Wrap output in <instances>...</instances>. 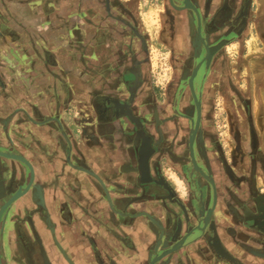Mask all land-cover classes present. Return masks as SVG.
I'll list each match as a JSON object with an SVG mask.
<instances>
[{"label":"flooded vegetation","instance_id":"obj_1","mask_svg":"<svg viewBox=\"0 0 264 264\" xmlns=\"http://www.w3.org/2000/svg\"><path fill=\"white\" fill-rule=\"evenodd\" d=\"M92 1L90 20L91 17L94 20L79 21L88 23L87 40H90L92 57L100 54L116 56L118 49H113L109 55L108 50L101 49L104 45L101 42L104 28L118 33L121 24L128 35L125 41L132 48L126 55L129 60L140 63L131 65L132 71L140 67L146 77L152 79L151 43L138 9L133 6L129 9L127 2L131 0L125 3L121 0ZM185 1L174 0L173 4L169 0L163 1L164 10L158 16L155 41L156 45L169 49L168 63L173 71L177 69L178 74L173 72L161 87L153 83L149 96H134L137 108L131 110L134 122L131 120L130 124L137 129L139 141L143 143L138 154L142 160L146 153L152 155L147 179L150 186L142 185L145 192L135 194L139 210L131 213L148 222L145 214H155L151 220L157 222L144 228L146 243L141 250L145 258L141 259L145 262L150 253L156 254L158 247L162 246H159L161 236L170 234L179 243L176 248L187 235L188 240L193 241L184 248L183 255L176 253L173 264H215L217 255L221 259L230 258L234 264H264V67L261 68L264 52L253 54L250 63L240 58L237 68H245L246 72L242 74L240 71L236 75L228 73L229 64L224 56L225 47L233 44L232 37L227 34L236 31L242 36L248 28L249 0H238L235 5L226 0H187L184 4ZM133 2L136 5V0ZM77 32L76 40L85 43L83 36L80 39L81 32ZM206 46H218L210 60H205ZM195 69L193 86L201 84L203 87L199 107L191 97L189 83ZM94 73H97L95 69ZM98 94L94 93V101L98 110H102ZM218 99L223 106L221 120H227L225 109H228L229 123L235 129L234 137L226 138V145L217 137L215 105ZM81 107L80 111L90 113ZM128 111L130 109L125 107L123 114L129 116ZM101 112L98 114L100 118L105 115ZM201 171L206 173L205 176L200 174ZM141 177L142 174L139 179ZM197 183L205 186L203 220L212 232L210 234H201L197 229L203 224L200 225L199 219L190 214L192 201L199 196ZM180 188L186 193L185 198ZM147 189L158 192L155 200L148 202ZM5 190L0 183V195L7 193ZM64 196L67 200L58 203L55 200L51 207L37 196L33 205L35 213L27 210L33 225L28 223L21 235L17 231L11 233V238L15 235L22 240L24 264H81L80 257L88 260L87 264H121L118 261L124 249L123 240L112 236L104 219H90L88 210L83 209L72 194ZM159 204L169 206L173 215H169L167 226L173 222V231L155 217H160ZM107 206L108 215L110 209L115 213L122 212L112 203L108 202ZM11 238L4 243V264H20L13 253ZM158 252L160 254L163 250Z\"/></svg>","mask_w":264,"mask_h":264},{"label":"crops","instance_id":"obj_2","mask_svg":"<svg viewBox=\"0 0 264 264\" xmlns=\"http://www.w3.org/2000/svg\"><path fill=\"white\" fill-rule=\"evenodd\" d=\"M44 1L0 0V149L8 152L13 147L31 162L40 198L48 207L55 200H67L64 194H72L88 210L90 219H104L112 236L123 240L121 264H140L141 247L146 243L144 228L151 223L131 213L139 210L135 194L143 188L140 141L123 109H136L137 96L150 95L152 79L140 67L132 71L131 65L140 63L126 55L132 48L121 24L118 33L104 28L100 41L109 55L118 49L116 56L86 57L85 51L92 49L90 40L65 43L57 15L44 26L46 17L39 8ZM236 1L228 2L235 5ZM129 81L136 93L133 103H128ZM94 93H100L102 110L95 105ZM101 111L105 115L100 118ZM128 130L135 134L130 136ZM9 162L0 158V167ZM180 193L186 197L182 188ZM108 202L122 212L110 209L108 215ZM33 205L21 212L24 228L33 225L27 213ZM11 243L17 261L24 264L22 240L14 235ZM79 260L88 262L83 257Z\"/></svg>","mask_w":264,"mask_h":264},{"label":"rangeland","instance_id":"obj_3","mask_svg":"<svg viewBox=\"0 0 264 264\" xmlns=\"http://www.w3.org/2000/svg\"><path fill=\"white\" fill-rule=\"evenodd\" d=\"M124 3L127 0H121ZM163 1L164 0H136V5L133 0L127 2L130 4L129 9L132 6L140 12V19L143 28L147 32V37L150 40L151 48H150V57H151V75L152 81L158 87L163 85L166 80L169 79V76H172L173 72H177V69L173 71V67L169 64L168 59L170 57L169 49L164 48L163 45H156V36L159 18L163 13ZM92 0H47L42 2L43 5L39 8H42L45 20L47 23H43L45 25L50 24V19L54 18V15L59 17L61 23V33L62 40L66 42L74 43L76 40V36L78 35V30L81 32L83 39H85V43L87 42V31L88 26L86 24L79 21H89L90 20V11L92 8ZM36 4V3H34ZM39 4V3H38ZM97 5V3H95ZM262 4V8H261ZM79 14V17L77 15ZM248 15H250L249 23L247 24L248 28L245 31V34L240 36L236 31L232 32V34H227V36L232 37L233 44L225 47L224 56L226 57L227 63L229 64L228 73L231 75H236L238 72L245 73L246 69L238 70L237 63L239 59L243 57L246 61H250L253 57V54H258L264 52V0H249L248 4ZM93 17H91V20ZM90 20V21H91ZM94 20V19H93ZM92 20V21H93ZM102 20V19H101ZM89 21V22H90ZM82 24V27H81ZM47 28V27H46ZM50 31V28L47 29ZM155 32V33H154ZM226 36V37H227ZM86 50V49H85ZM153 52V53H152ZM86 57H92V52L89 50L85 51ZM226 54V55H225ZM153 58V59H152ZM160 58V60H159ZM250 63V62H249ZM194 65L192 64L189 68L192 69ZM264 65H261L263 68ZM242 73V74H243ZM178 74V72H177ZM203 91V87L201 84L197 85V94ZM202 94V93H201ZM216 111L217 113V122H218V138L223 139L224 145H226L227 137H234L235 129L232 127L230 120V111L225 109V116H227L228 121L226 123L225 119L221 120V114L223 112V106L221 104V99H218L216 102ZM4 179H6V175L4 173L0 174V183L5 184ZM35 208V207H34ZM35 209L31 212H34ZM21 219V215H20Z\"/></svg>","mask_w":264,"mask_h":264},{"label":"water","instance_id":"obj_4","mask_svg":"<svg viewBox=\"0 0 264 264\" xmlns=\"http://www.w3.org/2000/svg\"><path fill=\"white\" fill-rule=\"evenodd\" d=\"M171 3H174V0H169ZM187 1V0H186ZM186 1L183 2L186 4ZM225 42V41H224ZM218 46L214 47H207L206 46V54H205V60H210L212 56L215 53V49H217ZM201 52L199 53L200 56ZM198 57V56H197ZM196 69L193 71L192 77L189 79L190 83V90H191V97L193 98L194 104L197 105L198 107L201 105L200 98H201V93L197 94V87L193 86V79L195 77ZM129 86V98H128V103H133L134 101V96H135V90H132L133 85L132 82H128ZM130 111H128L129 116V123H132L131 120L134 122L133 114L131 113V108H129ZM127 114V113H126ZM130 136L135 134V131L132 133L131 130H128ZM138 134V132H137ZM143 143L139 142V150H142ZM10 148V149H9ZM7 149L8 152H4L0 149V158L1 159H7L9 160V164L1 168L0 167V174L2 173L4 175L5 171L7 170L8 175L6 176L5 181V188L7 193L0 195V264H4L5 261V254H4V238L8 241L10 238L11 233L18 232L19 235H21V230H23L24 226L22 225V221L20 219L21 212L23 211V208H25V203L28 204H36L37 196H40V192L38 191L39 188L37 187L38 184L35 182V171L33 168V165L27 158L20 153L18 150H16L13 147H9ZM138 150V151H139ZM190 153H191V158H194V153H193V143L190 145ZM139 156V173L140 176L142 174L141 179H139L140 184L144 186H150V182H148V176L150 175V167H149V161L151 159V156L146 153V156L143 158L140 154ZM194 161V160H193ZM16 163V164H13ZM5 170V171H4ZM203 176H205V172L201 171ZM196 182L197 179H194ZM101 184L103 182L101 181ZM204 187L201 186L199 183H197V189L196 191L198 192V197H195L194 200L192 201V205L190 208V214L193 217H196L199 224H203V227L200 229H197L201 234L207 233L210 234L212 233L210 229L207 228V224L203 220V216L205 213V204H203L204 200ZM145 188H142V193L145 192ZM158 194L157 191H154L152 189H147L146 191V196L148 202L151 200H155L156 195ZM151 197V198H150ZM150 198V199H149ZM159 208L161 210L160 217L155 216L156 218H160L159 221H161L165 227L168 230L173 231V222L170 227L167 226L169 224V215H173L171 212H169L168 208L169 206L164 205V204H159ZM175 209V208H172ZM178 211L176 208L175 211ZM153 212V211H152ZM174 212V211H173ZM155 213V212H154ZM149 219V222L153 225L156 223L151 220L152 216L155 214L147 215L145 214ZM27 223V222H26ZM160 224V222L158 223ZM185 225V224H184ZM5 230V231H4ZM192 235L195 234L194 232H191ZM214 233V232H213ZM5 235V237H4ZM170 235V234H169ZM169 235H162L159 246L162 245L161 247H158L156 254L150 253L145 262L141 261L140 264H173L175 261L176 253L179 252L180 254L185 253L184 248L187 246L192 245L193 241L188 240L189 235H187L182 241L181 245L179 248H176L179 243L175 242V238L173 239ZM172 246V247H171ZM171 247V250L167 248ZM162 251L160 254L158 251ZM165 250V251H164ZM167 250V251H166ZM170 250V251H169ZM144 255V254H143ZM220 255L215 256V264H234V262H230V258L227 257H222L219 258ZM143 259L145 258L144 256L142 257ZM226 259V260H224ZM7 262V261H6ZM118 262L121 263V260Z\"/></svg>","mask_w":264,"mask_h":264},{"label":"bare ground","instance_id":"obj_5","mask_svg":"<svg viewBox=\"0 0 264 264\" xmlns=\"http://www.w3.org/2000/svg\"><path fill=\"white\" fill-rule=\"evenodd\" d=\"M229 1V0H228ZM235 3V2H234ZM261 8H262V4H261ZM25 205L27 206V205H29L28 203H25ZM5 231V230H4ZM4 237H5V235H4ZM4 243H6V239L4 238ZM41 249L43 250V247L41 246ZM5 250H6V248H5ZM11 263V262H10Z\"/></svg>","mask_w":264,"mask_h":264}]
</instances>
